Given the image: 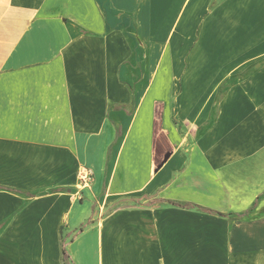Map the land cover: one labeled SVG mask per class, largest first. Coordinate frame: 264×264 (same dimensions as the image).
Masks as SVG:
<instances>
[{"label": "crops", "instance_id": "obj_1", "mask_svg": "<svg viewBox=\"0 0 264 264\" xmlns=\"http://www.w3.org/2000/svg\"><path fill=\"white\" fill-rule=\"evenodd\" d=\"M0 186V264H264V0H0Z\"/></svg>", "mask_w": 264, "mask_h": 264}, {"label": "trees", "instance_id": "obj_2", "mask_svg": "<svg viewBox=\"0 0 264 264\" xmlns=\"http://www.w3.org/2000/svg\"><path fill=\"white\" fill-rule=\"evenodd\" d=\"M0 188L1 189H5V190H10L12 192L19 193V194H26V195H29V196H34V194L25 193L24 191L19 190V189H15V188H9V187H3V186H0ZM168 202L170 204L174 205V206H177V207H183V208H199L202 211L207 212V213H212V214H217V215L224 216L223 213L216 212V211L210 210V209H206V208L200 207V206L195 205V204L185 203V202H179V201H168ZM83 230H84V227H81L78 231L79 232H82ZM67 244H68V242H67L66 238L64 237V239H63V257H64V261H65L66 264H74V262H73V260L71 258V255H70V253L67 250Z\"/></svg>", "mask_w": 264, "mask_h": 264}, {"label": "built area", "instance_id": "obj_3", "mask_svg": "<svg viewBox=\"0 0 264 264\" xmlns=\"http://www.w3.org/2000/svg\"><path fill=\"white\" fill-rule=\"evenodd\" d=\"M77 178V184L80 189L89 187L93 181V171L89 167L80 166L77 173Z\"/></svg>", "mask_w": 264, "mask_h": 264}]
</instances>
